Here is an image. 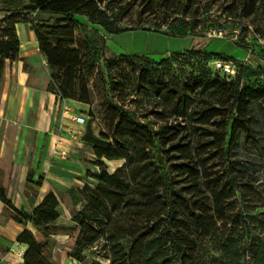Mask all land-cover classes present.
<instances>
[{"label":"rangeland","instance_id":"374dc122","mask_svg":"<svg viewBox=\"0 0 264 264\" xmlns=\"http://www.w3.org/2000/svg\"><path fill=\"white\" fill-rule=\"evenodd\" d=\"M96 1L109 16L114 15L118 29L131 31L109 37L98 28L88 26L83 18H79L83 26L72 31L56 17L37 13L17 15L43 31L62 34V45L77 50L91 69L85 74L90 95L89 102L85 103L80 101L78 93L76 99L59 98V90L43 55L41 61L26 63L30 87L44 94L48 92L61 102L55 113V135L66 132L75 142L89 136L87 127L73 129L67 125L76 123V115L83 114L86 122L89 117L93 119L90 122L97 120V125L111 137L108 123L112 116L103 111V105L111 102L123 106V110L135 114L154 134H159V153L153 152L152 156L163 161V197L173 208L174 226L179 228L187 254L181 257L167 244L158 255L148 256V264H264V101H252L243 111V122L234 124L238 113L231 109L234 96L230 92L211 91L198 99L197 109L192 106L185 111L177 108L170 97L160 99L145 91L138 94L135 75L139 69L155 72L165 83L180 87L193 84L196 79L215 80L216 71L209 63L232 61L238 66L242 89L264 90V75H257L260 68L264 69V0ZM58 38L47 37L53 46ZM137 55L140 60L135 59ZM163 59L169 62L165 66L150 64ZM117 60H123L124 69L120 73L116 71L112 78L107 64ZM11 79L15 80L14 73ZM113 79L119 80V86L112 83ZM6 89L4 75L0 81V144L5 127L1 112ZM205 110L209 111L202 117ZM64 112L71 114L63 115ZM171 125L179 128V136L160 143L161 135L172 134L173 131L167 130ZM107 139L112 142L109 138L100 142L109 144ZM54 140L57 139L54 137ZM56 142L51 158L47 157L52 166L61 170L63 177H57L59 181H52L50 186L61 202L63 218L51 227V232L56 234L55 243L45 254L53 264H92L94 261L111 264L110 231L119 237H112V241H121L127 252L129 240L145 230V222L163 212L154 190L147 189L151 192L150 199H136V195L128 194L134 177L146 181L153 174V168L150 165L142 168L140 162L126 164L124 159L99 161L93 154V145L84 143L80 147L68 140L64 147H58ZM51 143L52 140L46 146L52 147ZM47 167L43 170L48 171ZM133 168H137L135 175ZM67 171L72 172L71 176L65 174ZM232 175L251 180L261 196L260 201L242 200L240 194L233 191L236 184ZM28 180L20 183L18 189L27 188L31 206H34L39 201V191L34 182L28 185ZM50 187L43 194H47ZM83 188L90 192L86 194L90 196L93 214L90 234L96 232L100 238L78 260L70 257V253L82 228L72 222V217L87 204ZM0 189L7 193L2 187L1 173ZM73 189L78 190L82 200L77 206L71 196ZM124 198L128 203L122 201ZM187 202L196 204V217L188 214ZM119 205L123 211L116 213ZM7 212L12 215L9 208ZM96 216L102 217L104 223L97 221ZM139 250H135L137 257L141 254Z\"/></svg>","mask_w":264,"mask_h":264},{"label":"trees","instance_id":"16d2710c","mask_svg":"<svg viewBox=\"0 0 264 264\" xmlns=\"http://www.w3.org/2000/svg\"><path fill=\"white\" fill-rule=\"evenodd\" d=\"M4 5L5 8H1ZM19 11V13H17ZM0 12L6 13V16L0 22V81L5 75L7 61L15 62L19 59L20 55V41L17 34L16 26L21 21H27L31 23L36 37L39 42L40 53L46 58L50 71L52 73V79L55 82L60 99H76L77 93L80 97V101L88 103L90 99L88 91V83L85 81V74L91 69L88 68L87 62H83V58L80 56L77 50L67 49L61 43V35L46 29L41 30L37 26H33L31 21L21 20L17 18L18 14L37 13L44 14L50 17H56L59 23H67L66 29L75 30L83 24L79 21V18H83L87 21L88 26L98 28L103 31L106 36L112 37L131 30L118 29L116 19L113 16H109L107 12L99 5L96 0H0ZM43 31V32H42ZM174 38H185L184 35H171ZM45 37V38H43ZM47 37H59L56 46H53ZM122 57V56H121ZM135 59L140 60V56H135ZM124 59V58H123ZM209 61V60H208ZM210 62V61H209ZM208 62V63H209ZM123 60L108 62V72L111 77H114L116 71L120 73L123 71ZM167 59H163L160 62H150L151 65L165 66L168 64ZM157 70V69H156ZM146 70L139 69L136 75L137 93L143 91L150 92L157 98L170 97L174 101V105L177 108H181L188 111L192 106L197 109L199 106L198 99L204 98L207 93L211 91H217L221 94L230 92L234 96V101L231 106L232 111H236L238 116L235 122H243L244 110L252 101L263 100L264 90H249L248 88H241L242 78L239 76V69L237 66V76L233 80H228L227 77L222 76L216 72L215 80L210 79H196L193 84H184L183 86L173 87L168 83H165L160 78H157L154 73L145 72ZM258 76L264 75V69L260 68ZM120 79V78H119ZM112 83L119 86V80L113 79ZM114 90V95L115 94ZM195 99V100H193ZM194 101L190 104L191 101ZM245 108V109H244ZM103 111L106 114L112 116V121L108 123L109 130L111 131V137L102 133L100 138H92L87 136L85 144L93 145L94 156L101 161L102 159L112 160H126V164L132 165L135 162H140L142 168L146 165H150L153 168V174L155 176L148 178L146 181H140L134 177V184L129 190L131 194L138 197H144L146 199L151 198V190H154L155 198L160 201V205L163 212L159 217L153 220L149 219L145 222V230L136 238L129 240L131 242L129 250L125 251V246L121 244L118 239V234L110 231V240L112 242L110 251L112 253L111 264H148L150 263L149 255H158L161 253L162 248L171 244L174 250L184 257L187 254V247L183 243V240L179 234V228L174 226L176 221L172 216V206L168 200L163 197V161L159 158L155 160L152 156L153 152L159 153L157 148V136L154 134L135 114H129L123 110V106H119L111 102L109 105H103ZM209 110H205L202 114ZM246 114V112H245ZM109 116V115H108ZM249 125V124H248ZM129 129L130 132L125 129ZM168 131H173L170 136L168 134L161 135L159 138L161 141H170L172 137L179 136V128L174 125L167 126ZM103 138H109L105 140L109 144H102L100 141ZM156 161V162H155ZM157 163V164H155ZM137 168L132 169V173L135 175ZM99 177H96L98 179ZM231 179L235 182L236 186H233V191L238 192L242 200L252 199L254 201H260L261 196L254 186L251 180L243 179L238 175H232ZM42 180L37 182L38 185L42 184ZM147 189H150L147 190ZM83 193L90 195L87 188H83ZM71 196L75 205H79L80 200L78 190H72ZM0 200L4 202L7 208L12 211L13 219L24 226L32 224L37 229V234H33L31 231L25 229V231L19 236L17 242L24 244L28 247L22 264H53L52 261L46 256L45 251L54 245L56 234L51 232V227L55 226L62 215L60 213L61 202L59 198L50 192L44 200L30 212L18 211L12 201L8 198L7 193L0 189ZM87 204L72 217V222L79 225L82 229L79 234V240L74 244L70 257L75 259H81L85 250L94 244L100 235L96 232L90 234V220L93 214L90 212V196L86 195ZM124 203H128L125 198L122 199ZM127 205V204H126ZM186 209L189 215L196 217L197 208L196 204L187 202ZM123 211L120 205L116 208L115 212ZM99 216H96V218ZM96 221V220H95ZM97 221L104 223L102 217L97 218ZM108 226H106V229ZM113 232V233H112ZM139 244L141 245L139 247ZM144 246V247H142ZM140 248L141 253L138 257L135 250ZM92 264H101L98 261L92 262Z\"/></svg>","mask_w":264,"mask_h":264},{"label":"crops","instance_id":"0c3cea01","mask_svg":"<svg viewBox=\"0 0 264 264\" xmlns=\"http://www.w3.org/2000/svg\"><path fill=\"white\" fill-rule=\"evenodd\" d=\"M5 15L6 13L0 12V22L5 18ZM16 29L20 41V55L17 61H7L6 63L5 82L7 94L5 95L4 108L1 112L5 127L3 140L0 144V173L2 187L7 190V196L14 207L18 211L28 213L40 205L50 192H54L50 187L52 181H59L57 177L63 178L60 175L61 170L50 164L55 142L57 141L58 147H64L66 145L65 141L70 140L83 147L87 137L75 142L73 140L75 138L66 132H62L61 135H55L53 131L56 120L55 113L61 102L57 101L55 96L48 92L44 94V91L30 87L29 72L25 69L26 63L33 64L43 59L38 39L31 23L27 21L18 23ZM12 73L15 74V80L11 79ZM13 89L15 93H13ZM67 114L71 113H63V115ZM81 116L84 117L86 115L81 114ZM90 119L93 120L89 117L88 122L82 124L78 122L69 123L67 125L73 129H77L78 126L81 128L87 127L90 137L99 138L104 133V129L97 125V123L99 124L97 120H95V123L90 122ZM63 120L65 121V119ZM66 130L70 131L72 129L66 128ZM52 136L57 140H54ZM67 136L73 138H67ZM51 140L52 147L48 148L46 144L50 143ZM48 155H50V158L47 157ZM68 163L71 166H79L77 163ZM46 167L49 168V173L43 170ZM71 173V171L65 172L67 176H71ZM77 176L80 177V174ZM42 178V184L38 185L37 182ZM27 180L34 182L37 185L36 190L39 191L37 195L39 196V201L34 206H31L26 191L27 188L18 189V185L27 182ZM29 182L28 185H31V182ZM49 187V192L43 194ZM7 209L4 202L0 200V264H22L28 247L17 242V240L25 229L35 235L38 231L32 224L24 226L17 223L13 219L14 214L9 215ZM60 213L63 218L61 211Z\"/></svg>","mask_w":264,"mask_h":264},{"label":"built area","instance_id":"2783aa9c","mask_svg":"<svg viewBox=\"0 0 264 264\" xmlns=\"http://www.w3.org/2000/svg\"><path fill=\"white\" fill-rule=\"evenodd\" d=\"M216 72L220 73L222 76L228 78V80L234 79L237 76V66L234 62H225L222 60H214L209 63ZM76 122L82 124L86 122V118L82 116L76 117ZM73 133V132H72Z\"/></svg>","mask_w":264,"mask_h":264}]
</instances>
